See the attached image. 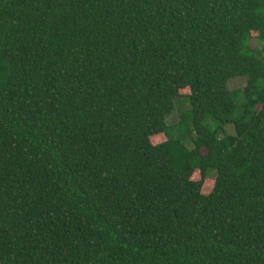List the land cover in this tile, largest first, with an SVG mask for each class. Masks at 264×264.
I'll list each match as a JSON object with an SVG mask.
<instances>
[{
    "label": "trees",
    "instance_id": "1",
    "mask_svg": "<svg viewBox=\"0 0 264 264\" xmlns=\"http://www.w3.org/2000/svg\"><path fill=\"white\" fill-rule=\"evenodd\" d=\"M0 264H264V0H0Z\"/></svg>",
    "mask_w": 264,
    "mask_h": 264
},
{
    "label": "rangeland",
    "instance_id": "2",
    "mask_svg": "<svg viewBox=\"0 0 264 264\" xmlns=\"http://www.w3.org/2000/svg\"><path fill=\"white\" fill-rule=\"evenodd\" d=\"M258 43H254V45L256 46ZM246 82V79L244 77H237V78H232L229 80L228 82V87L230 89H234V88H239L244 86ZM174 108L172 110V112L167 116L166 121L168 125H175L177 124V122L180 121V115L182 114V112L184 110H186L189 107V104L186 100L182 99V98H176L174 100ZM227 131L228 132H232V128L231 126L227 127ZM192 177L194 179H198L199 178V174L198 172L193 173Z\"/></svg>",
    "mask_w": 264,
    "mask_h": 264
}]
</instances>
